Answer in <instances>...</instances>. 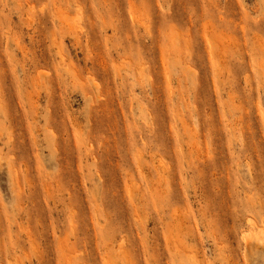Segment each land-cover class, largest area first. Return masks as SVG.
I'll use <instances>...</instances> for the list:
<instances>
[{
  "label": "rangeland",
  "instance_id": "rangeland-1",
  "mask_svg": "<svg viewBox=\"0 0 264 264\" xmlns=\"http://www.w3.org/2000/svg\"><path fill=\"white\" fill-rule=\"evenodd\" d=\"M0 264H264V0H0Z\"/></svg>",
  "mask_w": 264,
  "mask_h": 264
},
{
  "label": "bare ground",
  "instance_id": "bare-ground-1",
  "mask_svg": "<svg viewBox=\"0 0 264 264\" xmlns=\"http://www.w3.org/2000/svg\"><path fill=\"white\" fill-rule=\"evenodd\" d=\"M250 221V220H249ZM252 221V220H251ZM252 223H253V221H252Z\"/></svg>",
  "mask_w": 264,
  "mask_h": 264
}]
</instances>
